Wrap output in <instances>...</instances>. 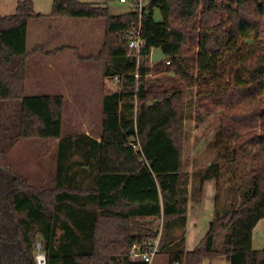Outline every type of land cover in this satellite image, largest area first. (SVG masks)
<instances>
[{
  "label": "trees",
  "instance_id": "trees-1",
  "mask_svg": "<svg viewBox=\"0 0 264 264\" xmlns=\"http://www.w3.org/2000/svg\"><path fill=\"white\" fill-rule=\"evenodd\" d=\"M146 1L140 21L136 11L115 17L105 5L53 0L50 15L112 19L109 31L141 23L139 53L128 38L121 50L99 53L104 76L117 83L102 98L100 140L62 136V94L25 95L36 50H27L28 27L44 16L33 0L0 13V155L23 139L57 140L47 183L0 169V264H37L39 235L46 264H148L131 250L157 239L159 229L143 222L150 218L163 219L158 252L168 264L219 256L264 264L252 241L264 219V0ZM153 48L167 59L151 64ZM152 69L160 75L147 78ZM193 91L212 116L216 156L190 185L180 137ZM210 181L212 219L187 250L188 203L201 201Z\"/></svg>",
  "mask_w": 264,
  "mask_h": 264
},
{
  "label": "rangeland",
  "instance_id": "rangeland-1",
  "mask_svg": "<svg viewBox=\"0 0 264 264\" xmlns=\"http://www.w3.org/2000/svg\"><path fill=\"white\" fill-rule=\"evenodd\" d=\"M19 0H0V13L12 14ZM109 7L111 16H121L134 11L130 4L137 0H80ZM146 0H143L144 7ZM33 8L44 16L32 19L28 27L27 50L32 52L28 58V73L25 95L62 94L64 96L62 136L90 132L99 137L102 131V98L108 89H116L117 83L104 76V60L98 58L106 49L107 54L122 49L127 32L109 31V21L105 18H72L50 15L53 0H33ZM154 17L162 20L161 12L156 9ZM139 25V24H138ZM138 26L129 31L135 32ZM122 44V45H121ZM151 62V59H150ZM151 64H153L151 62ZM160 74L151 70L147 78L154 79ZM195 89V88H194ZM192 103L188 105L187 118L183 121L180 137L183 172L188 174L190 185L195 173L215 160L216 150L213 143L214 125L212 116L200 109L194 91ZM186 114V113H185ZM55 139H23L7 155H0V169L25 176L31 183L37 184L51 180L54 173ZM12 168V169H11ZM216 182L206 183L205 198L193 200L194 206L189 216L198 218L197 232L188 236L186 247L195 248L205 235L213 215V189ZM189 185V187H190ZM210 189H212L210 191ZM200 204V206L198 205ZM188 219V216H187ZM150 227L159 229L160 241L163 219H145ZM188 222V220H187ZM41 236L38 243L41 244ZM253 247L264 249V219L253 230ZM155 242V241H154ZM36 247V245H35ZM43 251L35 250L38 254ZM150 264H168L164 253H157ZM202 264H229L227 256H219Z\"/></svg>",
  "mask_w": 264,
  "mask_h": 264
},
{
  "label": "built area",
  "instance_id": "built-area-1",
  "mask_svg": "<svg viewBox=\"0 0 264 264\" xmlns=\"http://www.w3.org/2000/svg\"><path fill=\"white\" fill-rule=\"evenodd\" d=\"M121 2H127V0H121ZM130 4L134 7V11L139 13V20L141 21L142 12L144 10L143 0H137L134 3L131 2ZM140 21H139V25L136 31L135 32L129 31L128 36H127L128 44L130 48L132 50H135L137 53L140 52V49L144 44ZM133 146L138 148L139 145L133 144ZM158 245H159L158 240H155V242L151 246L146 247V248L145 247L143 248L139 246L138 244H135L131 250L132 258L142 259L148 264H150L152 263L154 256L158 253V250H159ZM36 247L39 250L40 248L42 249L41 244L38 242L36 243ZM36 261H37V264H46L45 253L43 251H39L38 254H36Z\"/></svg>",
  "mask_w": 264,
  "mask_h": 264
},
{
  "label": "crops",
  "instance_id": "crops-1",
  "mask_svg": "<svg viewBox=\"0 0 264 264\" xmlns=\"http://www.w3.org/2000/svg\"><path fill=\"white\" fill-rule=\"evenodd\" d=\"M86 134H89L90 136H93L90 132H87ZM95 137V136H93ZM96 139L100 140V136L99 137H95ZM211 188L214 190V186H211ZM210 189V191L212 190ZM206 191V185H205V189ZM205 191H204V194H203V198L204 199L205 197ZM214 196V191H213V194ZM202 201V200H201ZM198 205V204H197ZM194 206V201L192 199L189 200V203H188V222H187V233H188V236L190 237V235H193L194 233L197 232V227H198V218H195L194 215L192 216H189L190 215V212L192 211V207ZM200 206V204L198 205ZM189 237L187 238V242H188V239ZM188 250V249H187Z\"/></svg>",
  "mask_w": 264,
  "mask_h": 264
},
{
  "label": "water",
  "instance_id": "water-1",
  "mask_svg": "<svg viewBox=\"0 0 264 264\" xmlns=\"http://www.w3.org/2000/svg\"><path fill=\"white\" fill-rule=\"evenodd\" d=\"M167 59V55L165 54L162 48H153L151 52V62L158 63L165 61Z\"/></svg>",
  "mask_w": 264,
  "mask_h": 264
}]
</instances>
